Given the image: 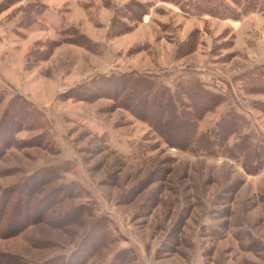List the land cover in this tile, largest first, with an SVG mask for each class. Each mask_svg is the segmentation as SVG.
<instances>
[{"label": "rangeland", "instance_id": "obj_1", "mask_svg": "<svg viewBox=\"0 0 264 264\" xmlns=\"http://www.w3.org/2000/svg\"><path fill=\"white\" fill-rule=\"evenodd\" d=\"M203 1L0 0V119L21 118L2 134L0 264H65L84 245L83 264H264V0H218L225 18ZM118 74L199 79L223 102L198 131L231 113L239 134L182 150L89 95Z\"/></svg>", "mask_w": 264, "mask_h": 264}, {"label": "trees", "instance_id": "obj_2", "mask_svg": "<svg viewBox=\"0 0 264 264\" xmlns=\"http://www.w3.org/2000/svg\"><path fill=\"white\" fill-rule=\"evenodd\" d=\"M209 2L210 0L203 1L205 7L202 6V10H198V12L210 13L223 18L235 14L228 6H224L218 0L215 1L216 6L210 5L207 7ZM191 10L195 13L193 8ZM26 16L28 22L30 20L36 21L31 16ZM95 81H93V88L88 91L90 96L97 95L100 90V94L106 92L103 94H113L117 97V100L119 98L122 99L121 105L127 107L137 117L145 119L152 128L166 137L168 143L182 150L192 149L205 154H215L225 147L232 134H239L236 132L238 120H233L231 113L223 116L210 130L198 131L197 119L199 120L223 102L221 95L208 90L199 79H186L180 76L174 89L159 81V78L138 76V74H118ZM2 99L3 97L0 96V103ZM20 119L19 117L9 118L10 124L7 126L5 125L8 124L7 118L3 115L0 119V149H2L1 142H4L2 134L11 128L9 127L10 125L12 127L18 125ZM237 139L240 142L235 143L231 149L228 147L224 149L227 152H231L232 156H237L244 146L248 144L249 136L245 134L238 136ZM5 203L2 202L3 205ZM14 203V217H17L19 216L16 214H18L17 211L19 210H17V207L21 203V195L18 196ZM1 211L0 220L4 221L5 216H3ZM11 219L8 221L9 229L13 226L12 222H14ZM90 255L89 245H84L82 251H76L70 255L66 259L65 264H83ZM50 264L64 263L59 258H56L51 260Z\"/></svg>", "mask_w": 264, "mask_h": 264}]
</instances>
